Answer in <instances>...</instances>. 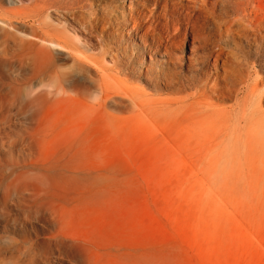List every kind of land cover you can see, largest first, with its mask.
<instances>
[{
	"label": "rangeland",
	"instance_id": "obj_1",
	"mask_svg": "<svg viewBox=\"0 0 264 264\" xmlns=\"http://www.w3.org/2000/svg\"><path fill=\"white\" fill-rule=\"evenodd\" d=\"M12 1L2 7L35 0ZM133 3L81 12L119 17ZM77 11L40 16L99 70L59 93L67 53L52 48L39 70L31 47L0 39V264H264V55L222 29L221 61L201 65L189 33L169 59L121 22L89 30ZM131 38L147 76L123 55ZM233 60L245 64L230 94Z\"/></svg>",
	"mask_w": 264,
	"mask_h": 264
},
{
	"label": "bare ground",
	"instance_id": "obj_2",
	"mask_svg": "<svg viewBox=\"0 0 264 264\" xmlns=\"http://www.w3.org/2000/svg\"><path fill=\"white\" fill-rule=\"evenodd\" d=\"M5 1L6 0H0V39L6 42L17 40L23 45V47H31L33 49L36 68L39 70L52 63V48L55 51H59L57 54L58 56L67 53L70 60H72L71 65L66 69L55 72L56 78L55 80L53 79L54 83L52 82V84L54 85L53 88L56 93L63 91L67 86L68 78L72 75H78V77H80L79 75H85V73L89 74L90 72L98 74L99 70L95 64L91 65L85 62L77 53L78 47L76 45L74 46V44L68 41L64 36L59 33H55L56 35H50L44 31L47 26L39 24H41L40 16L45 13L44 11L46 9H61L67 11L75 8L79 9L80 11L71 13V16L78 18L79 22L86 24L89 30L91 28L95 29L94 27L99 25L104 27V30L105 28L110 29L107 25H110L111 21L118 22L119 24L121 22V24L124 25V28L121 30L119 28L116 29L117 31L120 30V34L126 32L131 35L136 34L137 38L138 36L143 39L151 38L154 43L155 51L160 52L162 49V54H168L169 59H171L170 52L182 45V41L189 33L192 38L191 44L196 42L199 46V50L202 52V56L200 57L201 65L208 63L210 59L213 60L214 63L218 60L221 61L226 54L218 45V42L223 39L224 33L222 32V29H225V31L229 33L231 32L241 35L247 42L246 45L248 46H246V48L249 47L250 41L253 42L257 51L256 58L259 56L258 53L264 55V52L262 51L264 46L260 48L256 44L257 40L260 39V35L264 36L263 0H178L176 2L175 0H134V3L130 5L128 15L120 13L118 14L119 17H117L116 11L112 10L111 12L103 13L101 19H98L92 12H89L88 14L81 12L82 10H91L90 5L87 4V0H33L34 2L32 6L26 9H13L7 7H4V9L2 4H4ZM7 1L13 2L12 0ZM230 16H232L231 19L227 20ZM36 22H38V25H35ZM140 29H142V32L138 33V30ZM37 31H39L40 39L34 35ZM103 33L105 34L106 32L103 31ZM128 36L129 35H127V37ZM132 38L127 42L129 45L125 47L126 49L123 52V55L125 58L130 59L134 56L135 58L131 60L137 61V71L139 69V72L142 75L147 76V71L142 72L141 60L143 52L138 50L137 44ZM261 40H264V37H262ZM214 47L217 49L211 51ZM249 49H251V47ZM148 50H151V48L149 47ZM227 61L229 60L227 59ZM77 62L80 64H76ZM244 64V60L231 61L232 74H227L225 77L230 94L233 92L235 85L238 84L237 82L242 80L240 72L243 71V69H240V67ZM163 70H165V68L161 67L159 69L160 72L155 71L154 73L156 74L154 75H161ZM171 74H173V72ZM163 77H165V74ZM91 83L92 82L87 80L83 82L84 86L87 88L92 86ZM167 85L170 84L168 83Z\"/></svg>",
	"mask_w": 264,
	"mask_h": 264
}]
</instances>
